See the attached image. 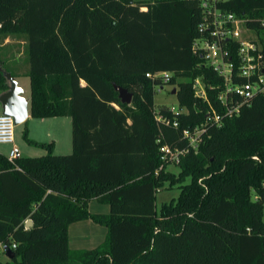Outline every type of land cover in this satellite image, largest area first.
Masks as SVG:
<instances>
[{"label": "trees", "instance_id": "1", "mask_svg": "<svg viewBox=\"0 0 264 264\" xmlns=\"http://www.w3.org/2000/svg\"><path fill=\"white\" fill-rule=\"evenodd\" d=\"M224 7L264 43V0ZM202 15L200 0H0V35L26 38L31 116L70 117L73 141L71 153L55 154L26 126L25 140L47 153L11 161L0 152V243L15 253L5 264H264V94L209 125L197 151L183 136L209 109L195 80L217 108L223 83L193 51ZM163 71L169 82L147 75ZM115 84L133 93L131 103ZM169 84L184 112L156 104ZM7 88L0 69V93ZM165 144L185 150L178 174L162 159ZM167 183L179 197L146 206ZM93 199L111 214L89 212ZM84 220L106 226L107 237L71 249L69 227Z\"/></svg>", "mask_w": 264, "mask_h": 264}, {"label": "built area", "instance_id": "2", "mask_svg": "<svg viewBox=\"0 0 264 264\" xmlns=\"http://www.w3.org/2000/svg\"><path fill=\"white\" fill-rule=\"evenodd\" d=\"M227 1L200 0L203 15L198 25L200 35L192 45L193 51L203 58L204 64L219 73L223 83L218 87L217 108L208 100L207 89L201 78L194 82L196 95L209 102V109L201 125L183 130V136L189 139L191 147L196 151L209 125L220 127L226 119L237 116L249 106L255 96L264 94V43L256 28L249 27L244 18L224 7ZM147 75L153 79L161 77L163 82H169L172 77V73L168 71ZM210 88L216 89L214 86ZM171 109L175 112L186 110L184 107L177 109L174 106ZM158 120L170 123L161 115H158ZM174 126L178 127L179 122L175 121ZM15 127L14 118L1 112L0 145L11 146L7 154L11 161L22 156L16 145ZM161 151L165 161L180 160V154L185 152L172 149L168 144L162 146ZM2 256L9 258L0 243V258Z\"/></svg>", "mask_w": 264, "mask_h": 264}, {"label": "rangeland", "instance_id": "3", "mask_svg": "<svg viewBox=\"0 0 264 264\" xmlns=\"http://www.w3.org/2000/svg\"><path fill=\"white\" fill-rule=\"evenodd\" d=\"M154 1V0H150ZM260 36V35H259ZM30 65L29 62V57L28 53L25 48V55L22 57V66L25 65ZM21 78V86L23 88V94L24 95H31V87H30V80L27 75L20 77ZM174 88H178L177 86L173 85H166L164 86V89H157V93L155 95V102L157 105H170L171 107L174 106L178 109L179 107V102L177 101V97L175 94L172 93V90ZM1 113V111H0ZM23 124V123H22ZM17 125L15 127V134L17 137V140L19 142H25L27 141L24 138V130L27 126L28 128V137L30 138H40V134H44V132L41 131V125L43 124L42 120H38L37 118H29L27 121V124L25 125ZM32 136V137H31ZM36 140V139H35ZM38 141V139H37ZM11 147V146H10ZM32 147L31 149L35 150V153L43 155L47 152L45 148L31 144ZM60 149V148H58ZM0 150H3L1 152L5 153L7 152V145H0ZM38 151V152H37ZM73 150H70L69 152L65 153L62 152L61 154H68L71 153ZM60 153V152H59ZM6 154V153H5ZM56 154V153H55ZM40 155H35V156H40ZM180 160H170L166 164V168L175 174H178L180 171ZM180 195V189L178 185H175L173 187H170L169 184L167 183L166 186L158 192V198L155 202H148L150 203L148 206L149 208L153 209H160L161 205L163 203H166L167 201H171L172 199L178 198ZM256 192H253V197L255 198ZM131 202V201H130ZM132 204H136L137 206L141 204L142 209H133L135 212V215H143L145 216L146 213L142 212L146 210V207L142 205L143 203L141 202H131ZM113 209V206L105 203L99 202L97 199H93L89 203L88 210L91 213L97 212V213H106V214H111V211ZM69 232H70V248L71 249H93L97 246H99L101 243H103L107 237L108 231L107 227L104 226L103 224L97 223L96 221L93 220H84V221H79L76 222L69 227ZM120 251L117 252L116 250V255H120ZM7 261L6 256L1 257V264H5Z\"/></svg>", "mask_w": 264, "mask_h": 264}, {"label": "crops", "instance_id": "4", "mask_svg": "<svg viewBox=\"0 0 264 264\" xmlns=\"http://www.w3.org/2000/svg\"><path fill=\"white\" fill-rule=\"evenodd\" d=\"M26 48V38L24 35H8L3 37L0 35V65L5 69H10L9 72L15 76L21 85V78L25 75L28 76V72L30 69V65L22 66V57L25 55ZM7 69V70H8ZM14 74H13V73ZM29 77V76H28ZM30 80V77H29ZM84 84V82H82ZM31 87V80H30ZM28 99H30L31 95H25ZM0 111L2 112V107L0 104ZM29 118H32L31 114ZM27 119V121L29 120ZM38 120H42L43 124L40 126L41 131L44 134H40V138H31L38 142H53L54 143V153L69 152L73 150V141H72V122L70 117L65 116H55L54 118H42ZM27 124L23 123L22 125ZM32 137V136H31ZM5 145V144H3ZM7 145L8 154L10 150V145ZM16 145L20 148L22 156H35L40 155L36 154L34 149L29 142H19L16 137ZM60 148V149H58ZM46 150V149H45ZM3 150H0V152ZM3 153V152H2ZM4 153V154H5ZM47 153V152H46ZM44 155V154H43Z\"/></svg>", "mask_w": 264, "mask_h": 264}, {"label": "water", "instance_id": "5", "mask_svg": "<svg viewBox=\"0 0 264 264\" xmlns=\"http://www.w3.org/2000/svg\"><path fill=\"white\" fill-rule=\"evenodd\" d=\"M6 80L8 88L7 90L0 93V104L2 107V113L5 115L12 116L15 121V125L24 123L30 116V99L25 97L23 94V88L19 84L18 80L13 76L7 69L0 67ZM116 89L119 91V96L122 103H131L133 93L128 89H125L115 84ZM164 89V87H162ZM177 89L172 90L173 94H176ZM33 225L32 219L26 221V226L30 227ZM6 255L10 259L15 258V253L10 249L6 248Z\"/></svg>", "mask_w": 264, "mask_h": 264}]
</instances>
